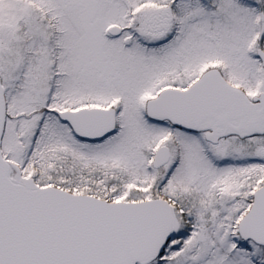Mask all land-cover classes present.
<instances>
[{"label": "snow or ice", "instance_id": "1", "mask_svg": "<svg viewBox=\"0 0 264 264\" xmlns=\"http://www.w3.org/2000/svg\"><path fill=\"white\" fill-rule=\"evenodd\" d=\"M0 264H264V0H0Z\"/></svg>", "mask_w": 264, "mask_h": 264}]
</instances>
